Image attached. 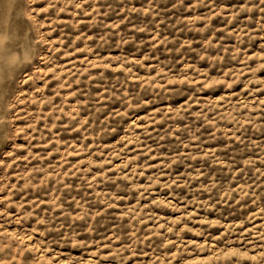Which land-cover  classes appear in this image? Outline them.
<instances>
[{
    "label": "rangeland",
    "instance_id": "obj_1",
    "mask_svg": "<svg viewBox=\"0 0 264 264\" xmlns=\"http://www.w3.org/2000/svg\"><path fill=\"white\" fill-rule=\"evenodd\" d=\"M0 264H264V0H0Z\"/></svg>",
    "mask_w": 264,
    "mask_h": 264
}]
</instances>
